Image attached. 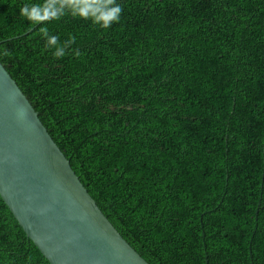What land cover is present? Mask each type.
Masks as SVG:
<instances>
[{
    "label": "trees",
    "instance_id": "16d2710c",
    "mask_svg": "<svg viewBox=\"0 0 264 264\" xmlns=\"http://www.w3.org/2000/svg\"><path fill=\"white\" fill-rule=\"evenodd\" d=\"M41 2L0 0V61L119 233L150 264H264V0H117L107 29L20 15ZM0 264H50L1 196Z\"/></svg>",
    "mask_w": 264,
    "mask_h": 264
},
{
    "label": "water",
    "instance_id": "95a60500",
    "mask_svg": "<svg viewBox=\"0 0 264 264\" xmlns=\"http://www.w3.org/2000/svg\"><path fill=\"white\" fill-rule=\"evenodd\" d=\"M0 196L50 264H150L99 208L1 61Z\"/></svg>",
    "mask_w": 264,
    "mask_h": 264
},
{
    "label": "clouds",
    "instance_id": "9594fccd",
    "mask_svg": "<svg viewBox=\"0 0 264 264\" xmlns=\"http://www.w3.org/2000/svg\"><path fill=\"white\" fill-rule=\"evenodd\" d=\"M19 11L21 16L32 23L59 20L70 13L74 17L90 20L93 24L107 29L113 23L119 22L123 9L117 0H42L41 3H25ZM39 34L56 58L65 56L67 49L75 43L74 36L61 42L47 27H41ZM3 55L10 53L5 49Z\"/></svg>",
    "mask_w": 264,
    "mask_h": 264
}]
</instances>
